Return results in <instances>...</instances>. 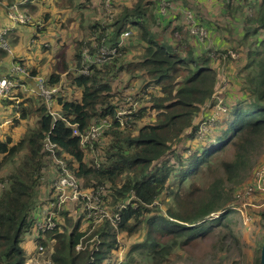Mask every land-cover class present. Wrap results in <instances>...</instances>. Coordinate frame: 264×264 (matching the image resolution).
<instances>
[{
	"label": "trees",
	"instance_id": "trees-1",
	"mask_svg": "<svg viewBox=\"0 0 264 264\" xmlns=\"http://www.w3.org/2000/svg\"><path fill=\"white\" fill-rule=\"evenodd\" d=\"M103 1L0 0V32L5 30L6 43L16 46L13 61L23 66L30 60L23 53L29 31L37 39L42 28L48 29L66 11L78 12L80 27L88 30L80 40L72 41L79 48L72 53L74 71L65 63L64 46L55 55L59 57L56 69L60 70L61 62L60 71L70 78L68 86L77 89L68 91L58 70L45 79L47 86L58 85L54 109L59 116L48 111L40 95L20 86L16 87L19 102L0 99V122L8 121L0 127H5L0 129V264H24L26 238L42 248L51 246L50 264H127L111 259L112 250L121 246L116 230L127 235L144 231L143 240L127 253L139 248L153 256L159 254L160 259L195 239L214 243L218 237L233 238L230 219L238 209L226 204L264 144V0H257L255 10L254 4L248 3L252 11L242 20V41L248 45L242 96L227 99L226 116L212 120V128L218 127L220 133L210 146L202 145L204 139L197 146L185 145L184 139L199 138L196 118L217 85L212 54H219L220 60L224 50H194L180 38L188 29L183 31L174 23L179 13L170 11L167 22L157 18L161 0L112 1L116 13L109 23L93 19ZM183 2L186 8L191 4ZM221 2L228 14L236 11V0ZM15 7L26 18L28 14L31 17L13 21L10 12H15ZM197 19L201 22V14ZM151 24L158 29L152 31ZM124 32L128 35L122 36ZM102 45L115 48V53L100 64L89 62L87 73H81L86 65L82 49H87L91 59ZM5 58L7 51L0 48V61ZM25 67L30 76L38 75L35 65ZM121 74L140 84L133 95L137 107L127 105L129 113L122 116L123 124L116 114L125 106L126 86L116 89L111 83ZM27 82L36 87L33 80ZM150 111L156 112L153 121L136 125ZM129 117L132 120L127 125ZM103 118H109L111 125L103 128L94 142L96 154L80 145L72 129L84 132ZM46 137L54 144L52 149L45 148ZM230 148L232 159L222 158ZM52 152L66 164L82 190H108L103 199L119 219L103 216L88 220L84 208L72 212L67 203L57 213L61 221L54 217L51 228L35 234L36 219L51 197V179L58 167ZM205 173L213 176L206 186L197 183ZM163 194L172 197L173 205L161 213L156 201ZM261 215L264 218V210Z\"/></svg>",
	"mask_w": 264,
	"mask_h": 264
},
{
	"label": "rangeland",
	"instance_id": "rangeland-1",
	"mask_svg": "<svg viewBox=\"0 0 264 264\" xmlns=\"http://www.w3.org/2000/svg\"><path fill=\"white\" fill-rule=\"evenodd\" d=\"M96 3L100 4L98 0H94ZM112 1L119 0H110V5H108V0L103 1V7L101 11H98L97 15L93 16L94 20H100L103 23L111 22L113 16L116 13L115 6L112 4ZM130 0H120L119 2L127 3ZM175 1V5L171 8L172 11H176L179 13V19H176L174 23L176 25H181L183 31L188 29V33L180 36V38L185 39L187 44L193 47L196 51H207L209 48L224 50L225 55H222L220 60H218L219 54H213V66L215 68V73L217 77V85H216V94L223 98V102L237 99V97L242 96V92L240 91L242 87V82L244 81V65L248 61L247 57V49L248 45L242 41V28H243V18L250 15L251 11L248 7V3L254 4V10L257 0H236L237 6L236 11L232 14H228L226 10H223V3H220V0L208 1V0H162L165 7H167V2ZM189 2V7L186 8V4ZM181 4V5H180ZM209 4V5H207ZM183 5V6H182ZM161 9L160 12H163ZM231 10V9H230ZM158 14V12H157ZM201 14V22L199 21L192 29L190 28V20L194 17L196 21L197 18H200ZM171 14L163 15L159 17L163 22H167L170 18ZM31 17V14L27 15V18ZM203 23V25H200ZM185 25V26H184ZM200 25V26H199ZM152 31L157 30L158 27L156 25L151 24ZM44 27V26H43ZM84 31L88 30L80 27V20L78 18V12L74 11H66L60 14L58 21H54L52 25L49 26L48 29H43L42 38L34 39V37L30 36L29 31V43L26 45L24 50V56L29 57L30 60L27 61L26 65L30 67L36 66V70L38 71V75L35 76V81H44L50 73L56 72L55 65H57L59 61V57H56L60 52V48L64 46V49L61 51L65 53V63L69 67L70 71H74L76 68V60L72 59V53L74 51H78L77 45L72 42L74 39L76 41L80 40L84 36ZM165 35H168V31L165 32ZM46 43H49L50 46L46 48ZM54 44V48L52 46ZM9 46L12 51L11 58H5L3 61H0V75L9 73L11 67L17 62H14L12 58L16 55L15 50L16 46L11 44ZM107 47V45H102ZM219 52V51H217ZM84 53H87V49H82V56ZM97 55V54H95ZM94 55V56H95ZM229 55V56H226ZM83 60L86 61V65L82 66L81 69H85L87 71V67L89 61L83 57ZM102 63V62H101ZM25 65V66H26ZM58 68L61 70L62 65ZM61 84L65 81L67 84L65 88L68 91H75L77 88L68 86L70 78H67L66 72H61ZM84 71V70H83ZM81 73H84V72ZM111 83L114 87L123 88V95H130L129 101H134V94L138 92V88L140 86L139 81L137 79H133L129 81V78L121 74L120 76H116L112 78ZM24 88L27 92H31L33 87L31 85H26ZM149 90L153 89V86H149ZM155 90V89H153ZM38 92V87H35V94ZM39 95V94H38ZM41 97V96H40ZM228 99V100H227ZM126 101L125 99H122ZM139 100V99H138ZM137 100V101H138ZM216 98L209 99L206 101L204 105L201 106L199 111L198 118H196V123L198 127H200L205 119H223L222 117L226 112L221 109H216ZM130 103V102H129ZM141 102H138V105ZM213 103V104H211ZM141 105V104H140ZM148 105V104H147ZM3 106V105H2ZM2 109V107H0ZM127 106L121 105L118 109H125ZM156 112L150 111V114H146L142 119L135 122L136 125H141L142 123H147L153 121V116ZM6 117H10L6 115ZM129 123L130 125V117ZM222 126V125H220ZM203 131L199 132V138H195V140H187L184 139L185 145L190 144L192 146L199 145L198 141L200 139H204L202 145L210 146L215 140V138L219 135V128H212V124L206 126ZM2 132H0L1 135ZM9 133V130L7 131ZM14 134V132H13ZM98 152V150H97ZM96 152V154H97ZM222 158L224 159H232L231 148L222 154ZM60 159L53 157L54 166L59 163ZM175 161V159H174ZM176 163V161H175ZM264 166V144L261 150H259L258 154L252 158V167L248 173V175L242 180L239 186H235L232 191V197L229 202L226 204L228 207H232L235 209L237 207V213L232 219H230L231 230L233 232V238L236 237L237 242L233 241V238L227 237L226 239H219L214 242H200L199 239H195L196 241L192 242L193 247L189 245L185 246L182 249H175V251H171L169 255L165 254L164 258L158 256H153L149 251H142L141 249L134 250L130 254L127 253L129 248L142 241L145 232L139 230L137 233L133 235H127L125 231L116 230V238L120 241L121 246L112 250V261L123 260L126 261L127 264H260L259 256L261 246L264 241V218H262L261 212L264 210V191L261 189L254 188L250 194H242L244 192L243 187L249 186V184L254 182V175L257 169ZM206 174V173H205ZM45 176H43L42 180H45ZM173 176L169 178V182L172 183ZM213 180V176L204 177L199 176L197 179V183L200 185L206 186L209 182ZM176 183V182H175ZM243 188V189H242ZM264 188V187H263ZM107 191L105 189H101L98 191H86L82 190L83 194L91 196L88 205L98 206L99 208L107 211V213L114 216V214L110 211V206L106 204L103 196L105 193L107 195ZM93 196H97V199H93ZM87 197L83 196L77 202L68 203L69 207L73 208L71 211H75V209L85 211ZM158 204V210L162 213L165 212L166 209L173 205L172 197L163 194L156 201ZM46 205L43 207V213L46 209ZM172 210H175V206H171ZM63 209V208H62ZM55 218L61 221V218L55 213ZM116 219V218H115ZM117 220V219H116ZM84 222V221H83ZM82 222V223H83ZM85 223V222H84ZM114 225V224H113ZM35 234L36 231L34 230ZM30 239V238H29ZM235 239V238H234ZM28 240V239H27ZM33 244V248L31 250L27 249V257L25 259L24 264H50L51 258L50 253L52 251L51 246L47 249L43 248L42 251L38 250V246L35 241L29 240ZM141 248V247H140ZM104 261L103 263H105ZM115 263V262H114ZM107 264V263H106ZM110 264V263H109Z\"/></svg>",
	"mask_w": 264,
	"mask_h": 264
},
{
	"label": "built area",
	"instance_id": "built-area-1",
	"mask_svg": "<svg viewBox=\"0 0 264 264\" xmlns=\"http://www.w3.org/2000/svg\"><path fill=\"white\" fill-rule=\"evenodd\" d=\"M105 1V0H104ZM208 1H215V0H208ZM166 4V3H164ZM168 4V3H167ZM110 5V0H108V7ZM163 12L165 11V5L162 6ZM10 16L12 17L13 21H21L24 22L25 20H28L21 12H19L15 7V12H10ZM198 21L193 17L190 20V28L192 29ZM200 26V25H199ZM5 33V30H2L0 32V48L6 50L8 53H12L11 48L6 43V41L3 38V34ZM128 35V32H124L122 36ZM115 53V48H109L102 46L99 49V52L97 55L92 57L91 59L88 57L87 53H84L83 57L87 59L89 62L100 64L103 62V60L110 54ZM214 54V53H213ZM212 54V55H213ZM84 70V71H83ZM82 71L84 73H87L85 69ZM37 76V75H36ZM35 76H30L28 73V70L25 66L21 64H15L11 67V70L7 75L0 76V99L2 98H10L12 93L16 91V87H22V89H25L24 86L30 85V82H27V79H31L35 82V85L38 87V92L43 100L45 105L48 108V111L54 116H59V114L54 109V95L58 90L57 86H47L43 84V81L39 79V81H35ZM26 79V81H24ZM35 92V88L32 90ZM130 95H125L123 99H125V105H129L132 103V108L137 107V102L135 101H129ZM213 98H216V109H221L223 107V110L225 111L226 107L224 106L223 98L220 97L216 92L213 94ZM130 102V103H129ZM213 104V103H211ZM126 113H129L128 108L125 109H118L116 117L120 119L121 117V124H123L124 120L122 119V116ZM212 118L211 119H205L202 123V125L198 129V133L202 132L203 129L206 126V124L210 125L212 124ZM111 121L109 118H103L100 122L91 124L87 130L84 132H79L76 127L73 126L72 133L75 136L79 137L80 145L84 148H88L94 151V153L97 152V150L94 147V142L101 136L102 129L110 126ZM44 146L47 149H52L54 147V144L51 143L48 137L45 138ZM53 154V152H52ZM54 156V154H53ZM1 187V185H0ZM264 166L257 169L254 175V182L249 184L247 187L244 188V192L242 194H250L254 190V188L261 189L264 191ZM242 188V189H243ZM102 187H100L97 191L99 192ZM83 196L87 197L85 208V217L88 220H97L100 219L103 216H106L111 219V217H114L116 219H119L117 214H114L112 216L110 213L108 214L107 211L99 208L98 206L94 205H88L89 200L91 196L85 195L82 192V189L80 188L79 182L76 179V177L69 171L68 167L65 163L59 161L58 167L54 172V176H52L51 179V197L49 201L45 204L47 207L43 213V207L40 210V213L38 215V218L36 219L35 223V231L37 232H44L46 229L51 228L54 225L53 219L55 217V213H58L60 209H62L67 203L72 202H78L79 199ZM93 199H97V196H93ZM42 246L38 245V250L42 251Z\"/></svg>",
	"mask_w": 264,
	"mask_h": 264
},
{
	"label": "crops",
	"instance_id": "crops-1",
	"mask_svg": "<svg viewBox=\"0 0 264 264\" xmlns=\"http://www.w3.org/2000/svg\"><path fill=\"white\" fill-rule=\"evenodd\" d=\"M198 1V0H197ZM168 3V5H167V7H165L166 9H165V11L164 12H160L161 11V9L163 8L162 6L164 5V3L162 2V0L161 1H159V4H158V14H157V18H159V17H162L163 15H167L170 11H171V8H173L174 7V1H171V2H167ZM207 5H209V4H207ZM174 12H176V11H174ZM45 30V29H44ZM43 35V28H42V31L40 32V34H39V37L37 38V39H39V38H42L41 36ZM48 46H50V44L49 43H46V47H48ZM23 53H24V51H23ZM22 53V54H23ZM12 54L13 53H8L7 52V57H9V58H11L12 57ZM14 58V57H13ZM13 58H12V60H13ZM1 76V75H0ZM24 91H26L27 92V90L26 89H23ZM31 92H33V91H31ZM34 93V92H33ZM8 99H15V101H16V103L17 102H19V95H18V93H17V91H15V92H13L12 93V95H11V97L10 98H8ZM0 107H1V105H0ZM2 114H3V109H1L0 108V116L2 117ZM6 122H8V121H2V122H0V127L1 126H4V124L6 123ZM3 128H5V127H3ZM3 128H0V129H3ZM28 239V240H27ZM31 239V238H30ZM29 238H26L25 239V242H24V245H25V247H26V249H29V250H31L32 248H33V244H32V242L31 241H29L30 240ZM32 240V239H31ZM33 241V240H32Z\"/></svg>",
	"mask_w": 264,
	"mask_h": 264
},
{
	"label": "water",
	"instance_id": "water-1",
	"mask_svg": "<svg viewBox=\"0 0 264 264\" xmlns=\"http://www.w3.org/2000/svg\"><path fill=\"white\" fill-rule=\"evenodd\" d=\"M260 264H264V241L260 250Z\"/></svg>",
	"mask_w": 264,
	"mask_h": 264
},
{
	"label": "clouds",
	"instance_id": "clouds-1",
	"mask_svg": "<svg viewBox=\"0 0 264 264\" xmlns=\"http://www.w3.org/2000/svg\"><path fill=\"white\" fill-rule=\"evenodd\" d=\"M8 99V98H7ZM54 157V156H53ZM53 157H52V159H53ZM58 165V164H57ZM38 246V245H37Z\"/></svg>",
	"mask_w": 264,
	"mask_h": 264
},
{
	"label": "bare ground",
	"instance_id": "bare-ground-1",
	"mask_svg": "<svg viewBox=\"0 0 264 264\" xmlns=\"http://www.w3.org/2000/svg\"><path fill=\"white\" fill-rule=\"evenodd\" d=\"M47 264V263H46Z\"/></svg>",
	"mask_w": 264,
	"mask_h": 264
}]
</instances>
